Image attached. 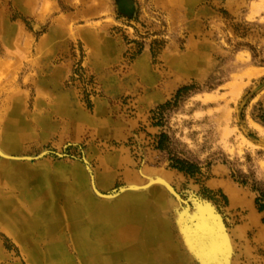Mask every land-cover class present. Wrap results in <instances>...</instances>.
<instances>
[{
    "label": "rangeland",
    "instance_id": "rangeland-1",
    "mask_svg": "<svg viewBox=\"0 0 264 264\" xmlns=\"http://www.w3.org/2000/svg\"><path fill=\"white\" fill-rule=\"evenodd\" d=\"M259 109L264 0H0V264H201L183 231L204 209L256 264L233 233L264 224ZM161 176L176 195L142 188ZM148 199L183 262L107 246L99 209Z\"/></svg>",
    "mask_w": 264,
    "mask_h": 264
},
{
    "label": "bare ground",
    "instance_id": "bare-ground-1",
    "mask_svg": "<svg viewBox=\"0 0 264 264\" xmlns=\"http://www.w3.org/2000/svg\"><path fill=\"white\" fill-rule=\"evenodd\" d=\"M153 184H162V186L164 185L168 191H171V188L163 176L157 178L154 177V179L152 178L149 183L142 188H148ZM152 196L150 199H155V196L157 195L153 194ZM159 198L158 200H160ZM150 199H148L147 202L145 201L140 204L137 202H125L111 209H105L102 207L99 209V216L100 219H102L101 221L107 223L108 231L105 235L107 246L121 250L132 257L157 255L156 258H161L167 254L172 255L177 252L175 255H177L179 257L178 259L182 262L184 258L180 257L181 255L177 251V248H174V244H171L167 240L165 225H163L159 219H157V223L149 226L144 222L143 216H146L147 213L152 210L151 204L148 203ZM156 201L157 200L154 202L157 204ZM158 202H160V205L163 207L162 201L160 200ZM158 209L160 210L162 208ZM207 210H199V226L196 229L183 231V233L187 234L183 243V246L185 247L184 249L189 253H193L197 259H200L201 264H229V242L223 236V230L219 227L221 224L219 226L217 225L218 222L215 224Z\"/></svg>",
    "mask_w": 264,
    "mask_h": 264
},
{
    "label": "crops",
    "instance_id": "crops-1",
    "mask_svg": "<svg viewBox=\"0 0 264 264\" xmlns=\"http://www.w3.org/2000/svg\"><path fill=\"white\" fill-rule=\"evenodd\" d=\"M132 194L140 195V193H132ZM228 196H229V200H230V207H233L234 203H235L234 193L232 191L228 190ZM163 198H164V194H163ZM247 215H250L249 220H248V218H245V220H246L245 224L243 226L237 227L238 232H237V234L233 233V235H237V237H239L238 236L239 232H241L240 234H243L245 237L243 239H241L239 237L241 239V241L243 242L241 244V248H240L241 257L243 256L245 260L247 258H249V259L253 258L256 261V264H259L258 260L262 258V255L259 256V253L262 254L261 252H264V224H262L258 221L257 215L252 210L249 211V213ZM247 215L245 217H247ZM160 221L163 225H165L162 219ZM167 234L168 233H167V229H166V235ZM249 235L251 236L250 239H248ZM167 238H168L167 240L171 244H173L168 235H167ZM173 254L172 255L167 254V255H165V256L163 255V256L164 257L168 256L167 258H165L167 261L171 260V256L173 258H175L176 260H179L178 259L179 257L177 255H175V254L173 255ZM183 261L184 260H182V262Z\"/></svg>",
    "mask_w": 264,
    "mask_h": 264
},
{
    "label": "trees",
    "instance_id": "trees-1",
    "mask_svg": "<svg viewBox=\"0 0 264 264\" xmlns=\"http://www.w3.org/2000/svg\"><path fill=\"white\" fill-rule=\"evenodd\" d=\"M263 110L259 109V115L257 116V119L264 124V114L262 113ZM167 141L168 138L165 135H160L158 137V142L156 143V148L159 150H166L167 148ZM170 161L172 162L171 167L183 172L184 174L188 175V176H195L198 173V169L196 168V166L187 161V160H183V159H170ZM256 192L258 193V196L255 199V204L257 206V210L259 213L263 214V222H264V192L260 191V190H256Z\"/></svg>",
    "mask_w": 264,
    "mask_h": 264
},
{
    "label": "water",
    "instance_id": "water-1",
    "mask_svg": "<svg viewBox=\"0 0 264 264\" xmlns=\"http://www.w3.org/2000/svg\"><path fill=\"white\" fill-rule=\"evenodd\" d=\"M129 188L130 187H127V188H125V189H121L120 191H121V193L122 192H125L126 190H129ZM171 193H173L174 195H176V193L172 190V188H171V191H170ZM106 198H110V196H105ZM199 261H200V263H201V260L199 259Z\"/></svg>",
    "mask_w": 264,
    "mask_h": 264
}]
</instances>
